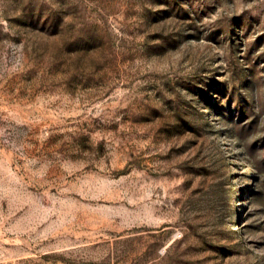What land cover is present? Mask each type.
I'll use <instances>...</instances> for the list:
<instances>
[{
  "label": "rangeland",
  "instance_id": "374dc122",
  "mask_svg": "<svg viewBox=\"0 0 264 264\" xmlns=\"http://www.w3.org/2000/svg\"><path fill=\"white\" fill-rule=\"evenodd\" d=\"M0 264H264V0H0Z\"/></svg>",
  "mask_w": 264,
  "mask_h": 264
}]
</instances>
